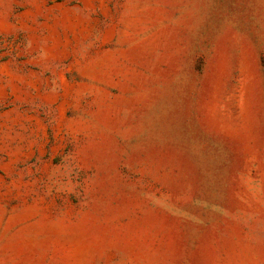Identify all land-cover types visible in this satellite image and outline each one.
Segmentation results:
<instances>
[{
  "label": "rangeland",
  "instance_id": "1",
  "mask_svg": "<svg viewBox=\"0 0 264 264\" xmlns=\"http://www.w3.org/2000/svg\"><path fill=\"white\" fill-rule=\"evenodd\" d=\"M0 264H264V0H0Z\"/></svg>",
  "mask_w": 264,
  "mask_h": 264
}]
</instances>
